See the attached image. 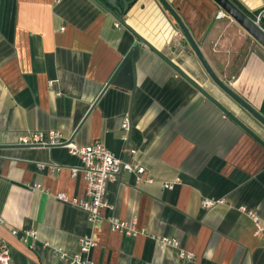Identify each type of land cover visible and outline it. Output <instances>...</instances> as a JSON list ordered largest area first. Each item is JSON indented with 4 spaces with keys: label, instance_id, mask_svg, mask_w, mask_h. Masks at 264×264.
<instances>
[{
    "label": "crops",
    "instance_id": "crops-1",
    "mask_svg": "<svg viewBox=\"0 0 264 264\" xmlns=\"http://www.w3.org/2000/svg\"><path fill=\"white\" fill-rule=\"evenodd\" d=\"M166 1L217 77L262 114L264 47L214 0ZM233 1L264 19V0ZM122 17L97 0H0V252L9 246L10 264H68L55 249L75 256L89 236L93 264H264V125L217 87L158 0H137ZM138 37L133 89L110 86L93 108ZM50 130L79 147L104 142L153 183L123 172L107 186L114 210L89 223L85 182L71 175L80 160L63 146L20 144ZM206 199L224 203L207 210ZM110 216L136 220L138 236L111 231Z\"/></svg>",
    "mask_w": 264,
    "mask_h": 264
},
{
    "label": "built area",
    "instance_id": "built-area-1",
    "mask_svg": "<svg viewBox=\"0 0 264 264\" xmlns=\"http://www.w3.org/2000/svg\"><path fill=\"white\" fill-rule=\"evenodd\" d=\"M262 13L258 14L253 21L261 27ZM226 13L220 12L218 17H225ZM116 27H120L119 23H116ZM122 129L126 132L125 140L129 139V134L132 130L131 118L125 116L123 118ZM63 134L60 131L50 130L47 132L35 131L25 133L21 139L22 145H38L46 147L63 146L68 149L69 153L77 157L80 160V166L72 168L71 175L74 179L81 178L86 185V198L79 204L81 208L87 213L88 222L95 224L100 222L104 216L105 210H114V207L107 201V186L111 182L119 180L123 172H129L136 178V183L140 184L143 181L153 183V179L147 176L146 169L141 164L136 162H129L116 156L112 153L108 147L102 141H95L85 147H79L62 137ZM138 150L136 148L127 149V154L135 159ZM165 189L172 190L174 184H165ZM60 200H66L65 195L59 196ZM224 203L223 200L206 199L203 201V207L210 209L217 204ZM246 211V208H243ZM256 219V217H254ZM111 231L118 232L126 236L136 237L139 231L136 228V220L133 221H121L115 216H110L108 219ZM4 220L0 217V224H4ZM14 235L21 237L25 242L30 238L37 239L35 232L20 233L17 231L12 232ZM161 246H172L174 248L180 247V242L177 239L169 237H163L157 240ZM80 250L75 256H70L62 248L55 249L54 253L62 262L68 264H93L91 260V253L97 247V243L93 238L85 236L80 239ZM9 246L3 245L0 252V264H10V251ZM185 257L192 259L191 254H185Z\"/></svg>",
    "mask_w": 264,
    "mask_h": 264
},
{
    "label": "water",
    "instance_id": "water-1",
    "mask_svg": "<svg viewBox=\"0 0 264 264\" xmlns=\"http://www.w3.org/2000/svg\"><path fill=\"white\" fill-rule=\"evenodd\" d=\"M101 2L102 6L110 12L115 18L120 21L121 23L125 24L123 20V15L127 13L128 9L131 5H133L137 0H97ZM123 4V7L119 6V3ZM162 6L167 10V12L172 16V18L175 20L177 25L179 26L182 33L185 35L186 39L190 43L191 47L193 48V51L199 58L201 64L205 68L206 72L210 76V78L213 80V82L219 87L221 90H223L228 96L231 97V99L235 100L242 108H244L246 111H248L251 116L256 118L260 123L264 125V116L260 114L255 108H253L247 101H245L241 96H239L237 93H235L231 88L225 84L219 77H217L216 73L208 64V61L206 60L205 56L201 52L199 46L197 45L196 41L194 40L193 36L189 32L188 28L182 21L179 14L174 11V8L166 1V0H158ZM230 17H232L238 24H240L259 44H261L264 47V31L261 27H259L255 21H253L249 16H247L241 9H239L231 0H214ZM140 43H146L143 39L137 38V42L132 48V50L129 52V54L126 56L123 65L119 69L118 73L108 82V84L103 89L102 93L100 94L99 98L93 105V108L98 104L99 100L103 96L107 89L110 86H120L124 87L128 90L133 89V81H134V75H133V68L135 67L134 64L137 61L139 57L140 52ZM181 75L190 82L199 92H201L207 99H209L211 102H213L216 106H218L226 115H228L231 119L235 122H237L239 125L240 122L231 114L229 113L225 108H223L218 102L208 94L199 84H197L195 81H193L191 78H189L186 74H184L182 71L177 69ZM123 76H127L124 78V84L121 83L123 81ZM243 127V126H242ZM245 128V127H243ZM246 129V128H245ZM79 131V130H78ZM78 131L76 133H78ZM31 146V145H28ZM32 147V146H31Z\"/></svg>",
    "mask_w": 264,
    "mask_h": 264
},
{
    "label": "trees",
    "instance_id": "trees-1",
    "mask_svg": "<svg viewBox=\"0 0 264 264\" xmlns=\"http://www.w3.org/2000/svg\"><path fill=\"white\" fill-rule=\"evenodd\" d=\"M232 1H233V0H232ZM233 2H234V1H233ZM239 9H241V10H242L247 16H249L250 18L253 17V16H251L250 14H248V12L246 13L242 8H239ZM257 15H258V14H257ZM257 15H256V16H257ZM256 16H255V17H256ZM255 17H254V18H255ZM254 18H253V19H254ZM260 24H261V27L264 29V19H261V23H260ZM263 102H264V101H263ZM262 114H263V116H264V105H263V109H262Z\"/></svg>",
    "mask_w": 264,
    "mask_h": 264
}]
</instances>
